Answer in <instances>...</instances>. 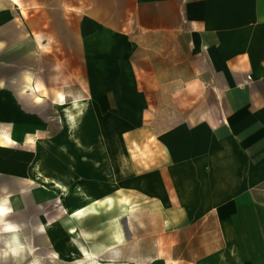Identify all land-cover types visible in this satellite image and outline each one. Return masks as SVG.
Returning <instances> with one entry per match:
<instances>
[{
  "label": "crops",
  "instance_id": "1",
  "mask_svg": "<svg viewBox=\"0 0 264 264\" xmlns=\"http://www.w3.org/2000/svg\"><path fill=\"white\" fill-rule=\"evenodd\" d=\"M25 27L79 89L106 92L111 122L159 123L162 141L175 138L172 259L264 264V0H0V53L23 58Z\"/></svg>",
  "mask_w": 264,
  "mask_h": 264
},
{
  "label": "rangeland",
  "instance_id": "2",
  "mask_svg": "<svg viewBox=\"0 0 264 264\" xmlns=\"http://www.w3.org/2000/svg\"><path fill=\"white\" fill-rule=\"evenodd\" d=\"M12 17L15 12L9 13ZM13 29H1L8 47L15 44ZM49 47L42 42L38 53L25 27L23 58L19 51L0 53V195L8 198L9 220L22 228L17 246L22 260L12 257L16 253L9 244L14 239L1 227L0 258L10 264H27L35 254L38 264H180L170 251L182 222V204L170 185L171 172L165 170L175 157L170 149L175 138L168 144L162 141L159 123H153L152 131L149 122H111L118 109L106 92L79 89L63 73V60L49 58ZM77 100L70 132L64 110ZM35 163L47 182L38 176ZM55 181L80 186L98 200V211L75 220L66 207L78 199L68 194L60 201ZM32 207L35 212L29 211ZM20 211L27 215L17 221L13 216ZM46 222L51 232L39 233L38 225ZM71 228L75 234H70ZM68 237L97 252L96 258L56 259L54 253ZM69 252L82 254L77 249Z\"/></svg>",
  "mask_w": 264,
  "mask_h": 264
},
{
  "label": "bare ground",
  "instance_id": "3",
  "mask_svg": "<svg viewBox=\"0 0 264 264\" xmlns=\"http://www.w3.org/2000/svg\"><path fill=\"white\" fill-rule=\"evenodd\" d=\"M70 106L71 107L65 106L64 112L69 125V131L71 132L73 129V122L76 121L75 116L71 111V109L77 108L79 106V102L78 101L74 102ZM69 139L72 140V137L70 135H69ZM34 169L37 171L38 176H40L41 178H43V180H45V182H47L48 179L43 177L41 173L38 171L39 170L38 163H35ZM52 169L54 170L55 168ZM53 188L57 189L58 192L60 193V197H59L60 201H62L63 197L67 196L68 194H73L76 196V198L78 199L77 203L72 205H67L66 207V213H69L75 220L83 221L89 215L94 214L98 211V204H99L98 200L92 198L90 194L87 191L83 190L80 186L69 188V186L64 184L63 182L55 181L53 183ZM110 205H112V200L110 201ZM10 216H11L10 207L7 206L6 201H2V203L0 204V227L6 233L12 234L14 241L9 244L10 249L14 251V253H17L18 250L17 246L20 243H18L19 241L16 233L21 232L22 229L20 225H18L15 222H11L9 220ZM42 229L50 230L51 229L50 223L46 222L43 225ZM70 233L75 234L76 229L71 228ZM85 236L88 238L89 235L85 234ZM69 249L81 250L82 254L81 255L79 253L72 254L69 252ZM29 250L31 252L33 251L31 245H29ZM96 256H97V252L86 250L83 246H81L78 242H76L73 239V237H68L67 239H65L64 246L60 250L54 253V257L56 259H61V260L66 259L73 262L80 261V259L93 260L96 258ZM27 264H38V256L35 254L34 260L29 261Z\"/></svg>",
  "mask_w": 264,
  "mask_h": 264
},
{
  "label": "built area",
  "instance_id": "4",
  "mask_svg": "<svg viewBox=\"0 0 264 264\" xmlns=\"http://www.w3.org/2000/svg\"><path fill=\"white\" fill-rule=\"evenodd\" d=\"M249 79H250V77H249Z\"/></svg>",
  "mask_w": 264,
  "mask_h": 264
}]
</instances>
